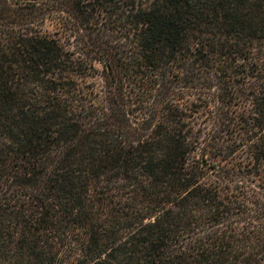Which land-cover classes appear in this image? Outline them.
Returning a JSON list of instances; mask_svg holds the SVG:
<instances>
[{
  "label": "trees",
  "instance_id": "16d2710c",
  "mask_svg": "<svg viewBox=\"0 0 264 264\" xmlns=\"http://www.w3.org/2000/svg\"><path fill=\"white\" fill-rule=\"evenodd\" d=\"M0 264H264V0H0Z\"/></svg>",
  "mask_w": 264,
  "mask_h": 264
},
{
  "label": "rangeland",
  "instance_id": "374dc122",
  "mask_svg": "<svg viewBox=\"0 0 264 264\" xmlns=\"http://www.w3.org/2000/svg\"><path fill=\"white\" fill-rule=\"evenodd\" d=\"M57 25H56V22L54 21H50L48 20L43 26H42V31L43 33H50L54 36H57V37H62L63 36V40L62 41H65L66 44H68L69 42H71V40L67 37L65 38L64 35L60 34V33H56L57 31Z\"/></svg>",
  "mask_w": 264,
  "mask_h": 264
}]
</instances>
